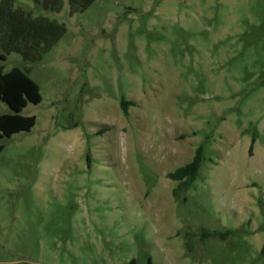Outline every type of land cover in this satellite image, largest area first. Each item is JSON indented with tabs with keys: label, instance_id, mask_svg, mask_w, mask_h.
Segmentation results:
<instances>
[{
	"label": "rangeland",
	"instance_id": "obj_1",
	"mask_svg": "<svg viewBox=\"0 0 264 264\" xmlns=\"http://www.w3.org/2000/svg\"><path fill=\"white\" fill-rule=\"evenodd\" d=\"M14 6L64 31L2 62L42 99L0 138V262L264 264V0Z\"/></svg>",
	"mask_w": 264,
	"mask_h": 264
},
{
	"label": "trees",
	"instance_id": "obj_2",
	"mask_svg": "<svg viewBox=\"0 0 264 264\" xmlns=\"http://www.w3.org/2000/svg\"><path fill=\"white\" fill-rule=\"evenodd\" d=\"M36 7L55 9L61 0H31ZM64 29L56 22L42 14L34 15L31 10L14 6V0H0V100L6 103L10 112L0 113V138L11 136L19 131H29L36 122L35 115L21 114L30 102L41 101L39 85L29 76V70L12 67L4 70L3 61L11 51L18 52L26 62L38 61L45 50L62 35ZM51 36V37H49ZM129 105L133 102L121 98L120 106L127 115ZM254 137L249 146L251 152ZM3 145L0 144V152ZM202 145H199L192 160L167 173V176L184 186H188L196 177L201 163ZM176 194V190H173ZM264 249V247H263ZM130 260L128 264H132ZM0 264H34L30 262ZM147 264H151L148 259Z\"/></svg>",
	"mask_w": 264,
	"mask_h": 264
},
{
	"label": "crops",
	"instance_id": "obj_3",
	"mask_svg": "<svg viewBox=\"0 0 264 264\" xmlns=\"http://www.w3.org/2000/svg\"><path fill=\"white\" fill-rule=\"evenodd\" d=\"M0 263H2V262H0Z\"/></svg>",
	"mask_w": 264,
	"mask_h": 264
}]
</instances>
